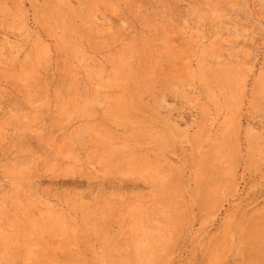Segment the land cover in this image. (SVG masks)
Returning a JSON list of instances; mask_svg holds the SVG:
<instances>
[{"label": "rangeland", "instance_id": "374dc122", "mask_svg": "<svg viewBox=\"0 0 264 264\" xmlns=\"http://www.w3.org/2000/svg\"><path fill=\"white\" fill-rule=\"evenodd\" d=\"M0 264H264V0H0Z\"/></svg>", "mask_w": 264, "mask_h": 264}]
</instances>
